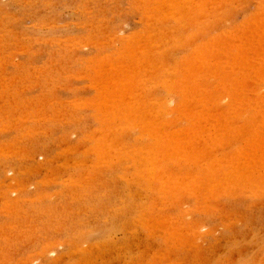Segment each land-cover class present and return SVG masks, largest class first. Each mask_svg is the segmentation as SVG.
<instances>
[{"label": "rangeland", "instance_id": "obj_1", "mask_svg": "<svg viewBox=\"0 0 264 264\" xmlns=\"http://www.w3.org/2000/svg\"><path fill=\"white\" fill-rule=\"evenodd\" d=\"M168 1H175V4L174 2L172 4ZM200 1L201 0H181L178 1V3L176 0H166V2H168L167 5L165 0H0V264H264V179H262L263 177L261 178V176L264 175V170H262L264 168V165H262L264 162L262 163V161L264 160H260L262 158H260L261 152L264 154V150L261 149L262 147L264 148V128H262V131L259 130L262 132V135H254V132H258L256 128L260 129V126L264 125V101L263 103H260L261 101H259L258 103V100L254 102V99L252 100L253 102L250 101V103L248 101L243 102V105H241L242 108L240 106L238 107V109L241 108L240 110L236 108L237 112H240L239 114L237 112V114H235V108L231 106L232 104L229 106L226 105L228 104L227 102L225 104V102L223 103V101L222 103L220 101H217L218 103H221L219 105L217 104V102H213V104L211 103V101H209L207 102L208 107L205 106L206 102L205 104L202 103L204 105L203 106L202 104H200L202 112L204 111L207 116L205 117L206 114L204 116H201V114H204L201 112L198 118L204 117L200 119L202 125L196 124L191 119V117H193V114H191V109H194L196 102L193 101V98H191L193 87L189 85H192L194 83L196 84L197 82L200 83L203 81L204 83H208V88L211 87L210 89L212 90H215L216 88L217 91L220 87L217 88L216 86H218L217 84L221 79L216 75H214L215 79L211 76L214 79L213 80L211 78L214 82H210V79L205 80L201 77L196 78L197 76L194 77V74L191 73V69H189L192 68L191 65L188 68L189 64H193L189 63L191 60L193 61L192 57H195V54L199 52L194 48H197V46H199L200 44V41H203L199 39V34H202L200 37H209V39L203 38L205 41V43L203 42L204 44L209 42V40L211 43V40H214L216 43V40H219V36L217 37L216 35L221 31V29L223 30V33L224 31L226 32L227 29H230L229 33L231 34H234V31L236 30L235 34L236 36H238L237 34H239L240 28H242L243 30L244 26L246 27V25L248 24L249 27L247 26V28L245 29L249 30L246 32L244 29L246 33H243L241 30L240 33L242 32V34H239V38L237 40H235L237 38H235V34L230 36L231 34L227 35L226 32V36H230L232 41L230 45H232L233 47V40L234 42H238V40L243 37L241 41H239L243 42L244 38H253L254 36V39L251 38L250 40H248L246 38L247 41H245V43L251 41L253 44L250 42L249 45H252V48L254 47V50L256 49L255 44L261 41L259 45H262L263 47L262 42L264 41V38H262L263 41L261 40V38L259 41L257 36L255 37V35H253V31H251L250 29L253 30L256 27V29L254 30L257 31L258 28H260L259 30L264 28V22L263 24H260L261 26L257 25L259 24V20H261V18V21H264V0H230V2L228 1L227 3L224 2L225 0H217L218 2L214 0L216 4L212 2L213 0H210L212 6L213 4L217 6H210L209 9L208 6L210 5V3H207V8L204 7L206 9L201 6L202 11L200 10V8H198V5H200ZM222 1L223 3L220 4V2ZM201 2L202 5L204 3V0H202ZM206 2H209V0ZM262 3L263 5H261ZM151 4L153 5L151 6ZM186 5L189 6L187 7ZM173 7H177L176 10ZM228 7L231 8L229 9ZM178 8L180 10H177ZM198 9L199 11H197ZM218 9H221L222 12L216 13ZM206 12V17H209L208 14L211 13H213L214 15L211 14V18L201 17V15H204L205 17ZM255 12L257 13V15ZM147 13L149 14V16ZM170 13H172L173 15H171ZM154 14L156 15L154 16ZM169 14L171 16H169ZM179 14L183 15L180 16ZM215 14H218L217 18ZM198 15L200 16L198 17ZM212 15L216 19L212 18ZM255 15L257 16L256 19ZM260 15L263 16L261 17ZM151 16L154 17L152 18ZM224 17L225 20H223ZM200 18H202V21ZM187 19H190L191 22H189L190 20ZM197 19L199 20L197 21ZM203 19H205L204 23ZM207 19L209 20V23L211 22L212 24H214L215 22L213 27L210 26L212 25L211 23L209 25V23L206 22L208 26L206 25L205 21ZM244 20H247L248 22L245 24L244 22L246 21ZM250 20L256 22H251ZM240 21L244 24L243 27H241L243 24H240ZM249 21L250 23H253V25L255 24V26L250 25ZM219 22L221 25L217 24ZM178 26L179 29L177 28ZM236 26L239 28L237 29ZM157 27L158 29H156ZM231 27H236V29L233 28L235 30L232 31ZM202 29L203 33L206 32L208 36L202 33ZM209 29H213V31L215 32H217V29L218 32L214 34L213 32L209 31ZM150 31H153L154 33H151ZM162 31L165 32L166 35H164ZM230 31H232L233 33ZM161 32L164 36H161L162 38H158V33ZM248 32H251L253 34H247ZM173 33H176L177 37L179 36L180 38L175 37L176 35ZM184 35L186 37H184ZM211 35L216 39H210ZM220 35V39L222 36L226 37L225 35H222L221 32ZM151 36L153 39L151 38ZM173 36L175 39L173 38ZM189 36L191 37V40ZM196 36L198 37L196 38ZM232 37L235 39H233ZM228 38L224 39H226L227 41ZM158 39H161L162 41H158ZM169 39H171V41ZM221 40L222 42L219 43V40L217 41L218 44H215L214 46L219 48V46L223 47L225 45L228 46L226 48L230 51V49H232V47H230L229 45L230 41L226 42L224 40L227 44L226 45L225 42H223V39ZM253 40L254 42L256 40L258 41L254 43ZM174 43L175 46H173ZM223 43L224 45H222ZM238 43L237 45H241L240 43ZM187 44H189L190 46L192 44L193 45L190 47ZM209 44L210 43H208V45ZM243 45H246L245 47L248 46L247 43ZM127 46L130 47L127 48ZM200 47L199 50H202L205 55L206 53H210V55L213 56V53H215L216 55V51H218L217 48L215 52L212 51L213 47L211 48L210 46H205L203 48ZM241 47L242 45L240 46V48ZM245 47H243L244 50L242 49V52L248 49V47ZM252 48L250 47V49H248L250 54L246 51V53H248V56H253V54L255 55L256 52H258V50L256 49L257 51H254L253 53L251 51ZM257 48L259 49L260 47L258 46ZM147 50L149 52H147ZM233 50H236L235 47ZM233 50H231L232 53ZM139 53L142 57L139 56ZM142 53L146 54L144 55ZM133 55H135L136 57H134ZM207 55L210 57L209 60L211 59L212 61H210L213 62L216 56L214 55V58H211L209 54ZM217 56H221V58H217H223L224 60V56L219 52ZM143 57H146L147 60L149 59V62L153 61L154 63H156L157 60V64H160V69L158 68L160 72L153 70L157 68L151 69L150 66L152 62L149 63L146 59L144 60ZM188 58H191V60H189ZM181 59L183 61L187 60V62H183ZM205 59H207V57H205ZM210 61H204V63H207V66L214 68L215 65L212 66L214 62L213 64H208V62ZM218 61L220 60H215V62ZM102 64L104 66H102ZM131 64H134L135 66ZM177 64L183 66L181 67ZM148 66L150 68H148ZM153 66L155 67L154 64L152 65V67ZM160 66H162L163 68L161 69ZM222 66H220L219 69H226L225 72H227V68L229 67L222 69ZM134 67L136 70H134ZM141 67H144L145 69L143 68V70L141 69ZM183 67L187 69L183 70ZM205 67L206 66L203 65L202 69H205ZM139 69L143 71V73L141 72L143 75L140 73ZM117 70L119 71V73H117ZM150 70L153 71L151 72ZM176 70L179 74L176 72ZM188 70L189 72H184ZM134 71L138 72V74L140 73V77L136 76L137 74L136 72L134 74ZM95 72H97L98 74ZM183 72L184 75L182 74L183 77H181V73ZM116 73L118 75H116ZM151 73L155 76H153ZM106 74L109 78H111L110 80L109 78H107ZM120 78L122 82L120 81ZM135 78H137L136 82H139L138 79L142 80V82L141 80L139 82V84L142 83L140 85L141 87L138 86V84L135 82ZM149 78H153L152 81L149 80ZM163 78L164 80L162 81L161 79ZM187 78H189V81L187 80ZM112 79L114 80L112 81ZM123 79H126V81H123ZM179 80L181 81L179 82ZM160 81L163 82L162 85L159 84ZM98 82L100 85L102 82V85L99 86ZM186 82H188L186 84L187 86L185 85ZM215 82L217 84L213 85V83ZM110 83H113L112 87ZM116 83L119 85H117ZM122 83L124 87H122ZM128 83H134L135 85L133 84V86H135L136 89L138 87V89L140 90L138 91L146 97H144V100L150 103H146L147 105H151L153 102L154 104L158 102L161 103L163 107V102L159 101H167L164 103H168V105H170V101V107H167V105L164 106L167 107V110L170 108H174L173 110L170 109L169 112L165 110L164 107H158V103V106L155 104L156 108H159V114L161 111L160 116L164 117L166 119V122L169 121L168 123H170V121L173 119L168 121L167 119H170L171 117L173 118L174 115H176L175 117H177L179 112L180 113L178 117H180V114H182L184 111L185 115H192L189 117L193 121V123L199 125V128L196 127L199 132L201 131L200 127L201 129L202 127H205L207 129V126H209L210 128L207 130H215V132L219 130L218 132L220 133L222 132L221 128L219 129V127L222 126L220 123H223V125H225V123H227L226 120H229V125L230 123H232V126L230 127L232 128L236 126V129L235 131H233V128H229L230 130L227 131L228 135L232 133L230 131H233L232 134H235L236 136L232 135L231 137L230 135L228 137L227 135L226 137L227 132L225 133V135L220 133L225 139H227L221 141L223 140L219 138V136L221 135L217 137V134H215L214 131V134L208 131L210 133L211 139H214L217 142L216 146L214 145L215 143L213 140L212 142L209 141L210 137L208 136L209 133L206 132V129L205 131H203L202 129V133L206 132L207 136L198 132L200 137L196 138V132L192 133L193 128L195 129V127H191L192 130H190V126H195V124H193L188 117V119H185V115L184 117L182 115V119L178 117L176 118L180 121L182 120V122L178 121L179 123L176 122L177 120L174 117V119L176 120L175 125L173 124V126L171 127L174 121H171V124H167L163 118L159 117L158 113H155L156 109L152 104L153 106H151L154 109V114H151H156V116L158 115V118L162 119L161 122L159 119V123H162V121H164L165 124H167V126L165 125L166 127L163 124L166 130L163 127V129L160 130V133L163 132L162 130L167 131V129L171 127V132L174 131L176 135L174 133H170L169 130V134H171L169 137L174 134L172 138H185L184 141H182L183 139H181L180 144H183L184 146V144L187 143V145H185L188 147V149H190V151L186 148V146H184L183 149L185 150L182 153L181 146H174L173 143L169 142L167 146H164V149H166L168 155L169 152H171L170 155L172 154L173 158L172 156L170 158L167 154L166 156L168 157L166 158L163 155L157 156L158 158H153L152 154H147L146 157H149L147 161L145 159V155L143 154V150L141 149H143V146L144 148L145 146H154V144L157 143L156 139L159 138L158 135H156L157 138L155 136H149V134L147 133L148 125L142 123L143 119L146 120L149 117V112L146 110L149 114L148 115L146 113H143L146 111L141 110L143 113V117L145 116L144 114L148 115L145 116L147 117L146 119L143 117L142 120L140 119L141 123L138 122L137 119L131 124H129L128 121L127 124V122H125V117L121 118V116H119V120L121 122L111 117L113 115V106L117 103L114 100L120 101V99H127V95H130L127 93L135 90L132 89L134 88L133 86L127 85ZM171 83H173V85ZM198 83L196 86H198ZM179 84H181L180 88H182V91L179 88ZM106 86L107 88H109L110 95L106 93L108 92L107 88L105 89L107 91H104L103 89ZM127 86L128 88L131 87L130 91L125 88ZM115 88L117 90L114 93L113 91L115 90ZM122 88H125L127 92L125 89V91L121 90ZM174 88H176V91L174 90ZM186 89L187 91H189V93L186 91ZM110 90H112V92H110ZM214 90L213 92H215ZM241 90L244 94L246 93V91L244 90L247 89L244 88L243 90V88H241ZM117 91L120 93L118 98H120L121 95L123 98L121 97L120 99H115L118 94ZM101 92H105V94H101ZM253 93L254 92L252 91H250L249 93L251 98L253 97ZM247 94L245 96H247ZM255 94L254 97L257 98ZM103 95L106 96L103 97ZM184 95L189 98L187 101L190 102H187V104L185 100L182 101V98L185 99ZM131 97L132 95L129 96V98ZM153 97L156 102L153 101ZM168 97L171 99H169ZM102 98L104 99V101H102ZM107 99L110 101V103ZM111 102L114 105H111ZM181 102L185 103L184 108L183 106H181ZM178 103L180 104L176 105ZM192 104L194 106H192ZM212 104L215 105V109ZM255 104L256 107L259 108V110L261 109V111L256 109V107L254 106ZM107 106L112 108L109 109ZM202 106L207 108L205 109ZM217 106H219V108ZM147 107L148 106H145L142 109H146ZM149 107L148 109H152ZM175 107H178V110H176ZM179 107H182V109L184 110L181 109V112L179 110ZM229 107L233 108V111H229ZM107 109L110 112H107ZM186 109H188V111ZM103 110L106 111L107 114H105ZM227 110L230 113L229 117L228 115H226L227 117L225 116V111ZM163 111H166L168 116H163ZM205 111H208V113ZM150 112L153 111L150 110ZM170 112L171 114H169ZM186 112L189 114H187ZM222 112H225V114ZM218 113H220L219 117L215 115ZM42 114H44L43 117ZM221 114H224L223 116H225V119L223 116L221 117ZM241 114L242 117L240 118ZM46 115L48 116V118ZM107 115H109V118L111 119H107ZM209 115L215 118L210 117ZM235 115L236 117H239L240 120L236 118ZM154 118L156 119L157 117L154 116ZM207 118L211 119L209 120L210 122L205 121ZM212 118L213 120L217 121L216 123L220 122L219 125H217L215 121L214 124L212 122ZM149 119L151 120V117H149ZM196 122L198 123L197 120ZM134 123L135 125L133 126L132 124ZM228 123L226 124V127L228 126ZM258 123L260 125H258ZM143 124L147 126V129L145 126H141ZM213 125L218 126V128H215L216 126L213 127ZM158 126H155V128L158 129ZM240 126L241 128L246 126L245 128L249 132L246 131L247 134L242 133L243 135L240 136L241 133L238 134L240 130H237V128H240ZM181 127L185 130H183ZM247 127L257 131H250V129H248ZM179 128L183 130V132ZM245 128L244 130H242L243 132L245 131ZM226 130H228V128ZM226 130H224V132ZM185 131L190 134H185ZM119 132L121 133L118 134ZM167 134L165 136H167ZM177 134H179L180 136H178ZM193 134L196 137H193V140H191L190 138H192ZM190 135L191 137L189 138ZM252 135H254V137ZM104 136L110 137H107V139L103 138ZM112 136L115 141L114 139H112ZM203 136H206L204 138L205 140L202 139ZM244 136L246 138H244ZM255 136H257L258 138H262L260 141H257L259 139L256 140L255 138L257 137ZM100 138L103 139V141L98 140ZM216 138H218L219 140H216ZM251 138L256 140L257 143L260 144L257 145V143L254 141L257 147H260L258 148L259 150H255V148L257 147H255L256 145L254 146L255 143H252L253 140ZM207 140L209 141L208 147H210L209 145H211L209 144L210 142L213 143V145L216 147L212 146L213 148L211 147L210 149L205 146ZM244 140H246L247 142H244ZM97 141L100 142L98 143ZM105 141L107 144L110 141L107 146ZM113 141L115 144L113 143ZM194 141H196L197 144H195ZM203 141L204 143H201ZM227 141L228 143H226ZM261 141L263 142V145ZM189 142L191 143L189 144ZM118 143L119 145H122V149H119L121 145L119 146ZM130 144H133L134 146H130ZM100 145H103L105 147ZM113 145L115 147L111 149L109 146ZM172 145L175 147V149L176 147L177 149L178 147H180L179 151L181 152L178 151L179 155H177L178 158H180L181 156H183V158H181L180 160L176 158L177 149L175 150ZM248 145L252 146L249 147ZM93 146L97 148H93ZM102 147L103 150L98 152L97 150H100V148ZM104 148L106 149V151H104ZM172 148L174 150H172ZM199 149H204L205 152H207L208 150V152L210 153H204V157L206 155L205 159L203 156L199 159L194 152L195 150ZM213 149H215L214 152ZM191 150H193L192 152H194L193 154H195V157H193ZM127 151H131L132 154L128 153ZM119 153L122 155H119ZM130 154L134 155L135 157L133 158V156H131ZM136 155H139L137 156V158L140 159H137ZM208 155L210 157H208ZM116 156L118 158H115ZM254 156L259 157V160L261 161L260 166H262L261 168L259 166L258 171H256L257 168L255 167L259 165L257 164L259 162H256L257 166H254V162H251L253 160L250 159ZM151 157L153 159H151ZM159 157H161L162 159H160ZM214 157H216L217 159H219V157L221 158L217 160L218 162H216ZM255 157V161H257V158ZM135 158L139 160L143 165L139 163ZM192 158L195 159L194 163L197 165L193 163ZM207 158L208 160L213 159L214 162L212 166L215 165L214 163L216 162L217 164L214 166V168L218 169V166H220L221 170H214V168L208 170V172H211V170H213L214 172L216 171V174L212 171L214 173V175L212 174L213 176L218 175L217 178L216 176L215 178L213 177L214 180L218 179L215 181V188L217 187L218 189L216 188L215 190V188H212L208 190V192H206V189L208 188L207 185H204V187L199 186L200 184L202 185V182L200 183V176H202L201 173L204 171L202 170V172H200V170L202 169L201 167H203L204 165L206 169L212 167H208V165H211L212 161L208 162ZM157 159L161 161L160 163L166 166L164 167L161 164L164 169H167L168 171L170 170V173L167 172V170L163 171L159 166L157 167H159L160 169H155L157 168L155 166V163L158 162L157 165H160L159 160ZM201 159L202 165L198 164L199 160L201 161ZM152 160H156L157 162L154 161L155 163H153ZM177 160L179 161V163L177 162ZM235 160L239 162L238 165L240 166L236 164ZM249 160L253 165L249 167L251 175L248 174L249 171L247 173V170L249 169L247 166L250 165L247 164V161ZM151 161L152 163H150ZM233 161L235 163H233ZM243 162L245 163L242 166L241 164ZM205 163L208 165H206ZM228 163L231 164L229 165ZM172 164H174V166H172ZM232 164H235L237 169L234 168L235 166ZM148 167H152L153 169L151 168L149 171ZM197 167H199V170L197 169ZM230 167L232 168V170L230 169ZM181 168L182 170H180ZM241 168L247 169H245L244 172ZM195 169H197V171ZM235 169L236 171L238 170L240 172H232ZM151 170H154L155 172ZM156 170L159 175V170L163 172L161 173V176H158V174H156ZM230 170L233 175L230 173ZM142 171H145L143 175ZM187 171H191V175L186 174ZM198 171L199 174H196V172ZM164 172L169 173L170 178L167 177L169 175ZM171 172L172 175L176 172L173 175L174 177L171 176ZM235 173L237 175H242V177L243 175H245V179H247L248 177L249 178L247 179V181H245L244 178L240 177L242 179L240 180V178H238ZM145 174H148L147 178H145ZM152 174H156L158 176V180L159 178H164V176L166 179L164 178L163 181L162 179H160L162 182L161 184L160 180L158 181L155 175L154 177H152ZM205 174L207 173L203 172V175ZM259 175L260 177H254ZM228 176L237 178L238 181H230L231 183L233 182V184H238H236V186L231 185L227 181L229 187L227 185V187H224L223 183L226 182L225 179ZM167 178L169 180H167ZM253 178H255L257 181L254 180V182H252ZM258 178H261L262 181H260ZM148 179H150L149 183L152 187H150ZM152 180L156 181V183L154 181L152 182ZM195 180H197V185L195 183ZM250 180L254 184H252ZM144 181H146L147 183ZM165 182H167L168 184H165ZM191 182L196 186L192 185ZM217 182L219 184H217ZM255 183H258V187ZM154 185H157L158 187ZM249 185L251 186V188H249ZM232 186L233 188L235 186L236 189L231 188ZM195 188L199 189V191ZM200 188H202L203 190H201ZM221 188L224 190H222ZM225 188H227L229 192L226 191L227 189ZM170 189H172L173 191ZM181 189L183 191H181ZM180 194L181 196H179ZM212 194L213 196H210ZM165 195L167 196L168 200L166 199Z\"/></svg>", "mask_w": 264, "mask_h": 264}, {"label": "bare ground", "instance_id": "obj_2", "mask_svg": "<svg viewBox=\"0 0 264 264\" xmlns=\"http://www.w3.org/2000/svg\"><path fill=\"white\" fill-rule=\"evenodd\" d=\"M176 1L178 2V1H181V0H176ZM182 1H183V0H182ZM201 1H202V0H201ZM201 1H200V5H198V8H200L201 11H202V7L204 8V7L208 6L207 3H208V4L210 3V5L208 6L209 9H210V6H211V7L217 6V5H215V4H216V2H218L217 0H216V2H215L214 0H213V1L211 0L212 2L215 3V4H213V6H212V5H211L212 3H211L210 0H209V2H206V1H208V0H206V1L204 0V3H203L202 5H201V3H202ZM228 1L230 2V0H225L224 2L227 3ZM235 1H236V0H235ZM157 2H158V1H157ZM160 2H161V1H160ZM165 2H166V0H165ZM168 2H169V1H168ZM168 2H166L167 5H168ZM173 2H174V4H175V1H171V2H169V3H172V4H173ZM178 3H179V2H178ZM190 3H191V1H190ZM190 3H189V4H190ZM222 3H223V1L220 2V4H222ZM147 4H148V2H147ZM156 4H157V3H156ZM160 4H161V3H160ZM180 4H181V3H180ZM187 4H188V3H187ZM193 4H194V3H193ZM205 4H206V5H205ZM220 4H219V5H220ZM224 4H225V3H224ZM224 4H223V5H224ZM145 5H146V4H145ZM152 5H153V4H151V6H152ZM169 5H170V4H169ZM182 5H183V4H182ZM182 5H181V6H182ZM190 5H191V4H190ZM203 5H204V6H203ZM261 5H263V3H262ZM148 6H149V5H148ZM154 6H155V5H154ZM165 6H166V5H165ZM171 6H173V5H171ZM176 6H177V5H176ZM178 6H179V5H178ZM186 6H187V5H186ZM188 6H189V5H188ZM188 6H187V7H188ZM199 6H200V7H199ZM201 6H202V7H201ZM258 6H259V5H258ZM144 7H145V6H144ZM187 7H186V8H187ZM260 7H261V6H260ZM168 8H169V7H168ZM173 8H174V7H173ZM176 8H177V7H176ZM176 8H174V9L176 10ZM179 8H182V7H179ZM179 8H178L177 10H180ZM191 8H192V7H191ZM193 8H194V6H193ZM195 8H197V7H195ZM206 8H207V7H206ZM206 8H204V9H206ZM228 8H229V7H228ZM230 8H231V7H230ZM230 8H229V9H230ZM261 8H262V7H261ZM263 8H264V7H263ZM145 9H146V8H145ZM151 9H152V8H151ZM154 9H156V8H154ZM170 9H172V8H170ZM187 9H188V8H187ZM148 10H149V9H148ZM160 10H162V9H160ZM168 10H169V9H168ZM185 10H186V9H185ZM151 11H152V10H151ZM155 11H156V10H155ZM166 11H167V10H166ZM197 11H199V9H198ZM231 11H232V10H231ZM260 11H262V10H260ZM164 12H165V11H164ZM174 12H175V11H174ZM176 12H177V11H176ZM194 12H195V11H194ZM215 12H216V10H215ZM215 12H214V13H215ZM221 12H222L221 9H218L216 13H221ZM151 13H153V12H151ZM162 13H163V11H162ZM178 13H180V12H178ZM178 13H177V14H178ZM181 13H182V12H181ZM195 13H196V12H195ZM223 13H224V12H223ZM223 13H222V14H223ZM255 13H256V12H255ZM259 13H260V12H259ZM259 13H258V14H259ZM144 14H145V13H144ZM147 14H148V13H147ZM157 14H158V12H157ZM159 14H160V13H159ZM164 14H165V13H164ZM170 14L173 15L172 13H170ZM170 14H169V16H171ZM177 14H176V16H177ZM211 14H213V13H211ZM211 14H208L210 18H211V16H210ZM150 15H151V14H150ZM155 15H156V14H154V16H155ZM179 15H180V14H179ZM182 15H183V14H182ZM182 15H180V16H182ZM213 15H214V14H213ZM213 15H212V18L216 19L218 14H215V15H216V18L213 17ZM256 15H257V13H256ZM256 15H255V16H256ZM263 15H264V13H263ZM263 15H262V16H263ZM145 16H146V15H145ZM148 16H149V14H148ZM154 16H153V17H154ZM164 16H165V15H164ZM176 16H175V18H176ZM199 16H200V15H198V17H199ZM206 16H207V12L205 13V17H204V15H201V17H203V18H209V17H206ZM223 16H224V15H223ZM230 16H231V15H230ZM255 16H254V17H255ZM260 16H261V15H260ZM262 16H261V17H262ZM151 17H152V16H151ZM153 17H152V18H153ZM159 17H160V16H159ZM185 17H186V16H185ZM188 17H189V16H188ZM227 17H228V16H227ZM254 17H253V18H254ZM148 18H150V17H148ZM152 18H151V19H152ZM160 18H161V17H160ZM167 18H168V17H167ZM189 18H190V17H189ZM196 18H197V17H196ZM250 18H251V17H250ZM253 18H252V19H253ZM256 18H257V16L255 17V19H256ZM259 18H260V17H259ZM263 18H264V17H263ZM171 19H172V18H171ZM177 19H178V18H177ZM184 19H185V18H184ZM184 19H183V20H184ZM200 19H201V21H202V18H200ZM214 19H212V20H214ZM233 19H234V18H233ZM147 20H148V19H147ZM153 20H154V19H153ZM163 20H164V19H163ZM185 20H186V19H185ZM187 20H190V19H187ZM198 20H199V19H197V21H198ZM204 20H205V19H203V23H204ZM207 20H208V19H207ZM207 20L205 21V23H206V22L209 23V20H208V21H207ZM218 20H219V18H218ZM223 20H225V17H224ZM247 20H248V19H247ZM247 20H244V21H246V22H244V21H243V22L246 24V23L248 22ZM261 20H262V18H261ZM261 20H259L260 22H259V24H257V25L261 26L260 24H263L264 21H261ZM263 20H264V19H263ZM139 21H140V20H139ZM179 21H180V19H179ZM195 21H196V20H195ZM215 21H216V20H215ZM221 21H222V20H221ZM250 21H251V20H250ZM250 21H249V24H250V25H253V23H250ZM252 21H253V20H252ZM252 21H251V22H252ZM189 22H191V20H190ZM253 22H256V21H253ZM257 22H258V19H257ZM147 23H148V22H147ZM207 23H206V25L208 26ZM210 23H211V22H210ZM210 23H209V25H210ZM239 23H240V24H243L241 21H240ZM239 23H238V24H239ZM149 24H150V23H149ZM182 24H183V23H182ZM189 24H190V23H189ZM192 24H195V23H192ZM192 24H191V25H192ZM211 24H212V23H211ZM214 24H215V22H214ZM214 24H212V25H210V26L213 27ZM217 24L219 25L220 22L217 23ZM79 25H80V24H79ZM150 25H151V24H150ZM202 25H203V24H202ZM206 25H205V26H206ZM220 25H221V24H220ZM236 25H237V24H236ZM184 26H185V25H184ZM199 26H200V25H199ZM205 26H204V28H205ZM207 26H206V27H207ZM243 26H244V24H243L241 27H243ZM247 26H248V24L246 25V27L244 26L243 30H242V28H240V31L242 30L243 33H244L245 31L247 32V31L249 30V29H245V28H247ZM253 26H255V24H254ZM259 26H258V27H259ZM262 26H263V25H262ZM236 27H237V26H236ZM236 27H233V28L236 29ZM248 27H249V26H248ZM263 27H264V26H263ZM161 28H162V27H161ZM161 28H160V29H161ZM177 28L179 29V26H178ZM233 28L231 27V30H232V31L235 30V29H233ZM238 28H239V27H237V29H238ZM153 29H154V28H153ZM156 29H158V27H157ZM206 29H207V28H206ZM213 29H214V28H213ZM213 29H212V30L209 29V31L213 32L214 34L218 32L217 29H216L217 32L213 31ZM218 29H219V28H218ZM244 29H245V31H244ZM254 29H256V27H255ZM254 29H253V30L250 29L251 31H253L254 34L251 33V32H250V33L253 34V35H255V37L257 36V38L259 39V41H260V38H261V40L263 41L262 38H264V34H263V33H264V28H262L261 30H259L260 28H258L259 31H258V30L256 31V30H254ZM151 30H152V29H151ZM170 30H171V29H170ZM227 30H228V29H227ZM227 30H226L227 35H230V34H231V33H229V30H230V29H229L228 31H227ZM140 31H141V30H140ZM148 31H149V30H148ZM160 31H161V30H160ZM198 31H199V30H198ZM201 31H202V33H203V29H202ZM207 31H208V30H207ZM232 31H230V32H232ZM235 31H236V30H235ZM235 31H234V34L236 33ZM240 31H239V34H242V32L240 33ZM135 32H136V31H135ZM141 32H142V31H141ZM145 32H147V31H145ZM150 32L152 33L153 31H150ZM158 32H159V31H158ZM162 32H163V31H162ZM162 32H161V33H158V34H159V37H158V38H162L164 35H166L165 32H163L164 35H163ZM196 32H197V31H196ZM196 32H195V33H196ZM204 32H205V31H204ZM220 32H221L222 35H225V36H226V32H225V31H224V33H223V30L221 29ZM220 32H218L217 35H216L217 37L219 36V40H220V41H219V40H216V43H215L214 40H211L212 43H214V44H212V43L210 42V40H209V42L206 43L207 45L204 44V43H205L204 39H205V38H206V39H209V37H205V36L200 37L202 34H199V39H201V40H203V41H200V40H199V41H200V44L202 43V44H201V47H200V44H199V46H197V48H194V49H195V50L197 49V51L200 52V51H202V50H199V47H200V48H203V47H205V46H210L211 48L213 47V50H212V51L215 52V51H216V48H217V49H218V51H216L217 54L215 55V53H213V54L216 56L215 58H217V57H220V58H221V56H217V55H218V52H219L221 55L224 56V60H223V58H222V59H220V58L215 59V58L213 57L214 55L212 54L213 56H211L210 53H206V55H205L203 51L200 52V53H199V52H198V53L195 52V53H196V54L194 53V54H195V57H194V56L192 57L193 61L191 60V58H190V59L188 58L189 60L192 61V62H191V61L189 62V60H188V62H189V63H193V64H189V63H188V64H189L188 68H189L190 65H191L192 68H189V69H191V73L194 74V75H193L194 77H195V76H197L196 78L201 77L202 79H205V80H206V79H210V80H209L210 82H212V81L215 79V78H214V75L218 76V78L221 79V80L218 79V80H220V81L218 82V84L216 83L218 80H217L215 83H213V85H215V84L218 85V86H216L217 88L220 87L217 91H216V88L213 87V88H215V90H214V89H213V90H214L215 92H217V93L213 92V90L210 89L211 87L208 88V83H207V82L204 83V82L202 81L204 84H203L202 82H200V83L197 82V83H198V86H196L197 83H196V84L194 83V84H192V85H189V84H188L189 86H192V87H193V88H192L191 98H193V101L196 102V105L194 106V105H193L194 103L192 104V106H194V109H193V110L191 109V111H192L191 114H193V117H194V116H196V117H194V119H193V117H191V119H192L196 124H201V122H200L201 120H200V119L204 118V117H202V118H198V116H200V114H201V112H202V108H201V105H200V104H202V103L205 104V102H206V105H205V106L208 107L207 102H209V101H211V103H213V102H217V101H220V102L222 103V101H223V103L225 102V104H226V102H227L228 104H226V105L229 106V105L232 104L231 106H232L233 108H235V109H234V113H235V114H237V113L239 114L240 112H237V109H238L239 106L242 108L241 105H243V104H242L243 102H245V101L247 102V101H248V102L250 103V101H252V100H254V99H255L254 102H256V101L258 100V103H259V101H261L260 103H263V101H264V41L262 42V43H263V47H262V45H259V43H261V41H260L259 43H258V42L256 43V41H258V40H256L255 42H254V40H253V42L256 43L255 45H256V46L258 45L260 48L258 49V48H257L258 46H257V47L255 46V48L258 50V52H256L255 55L253 54V56H250V55L248 56V53L250 54V52H249L248 49H250V47L252 48V45H249L251 41H250V42H246V43L248 44V46H247L248 49H246V51H247L248 53H246V51L242 52V49L244 50L243 47L246 46V45L244 46L243 44H246L245 41H247V39L250 40L252 37L250 38V37L248 36L249 38H247V37H246L247 39L244 38V39H243V42H244V43H243V42H239V41H241V39H242L243 37L240 38V39L238 40V42L242 45V47L240 48L241 45H237L238 42H234V40H233V39H235L236 37H237V38H236L235 40H237V39L239 38V37H238L239 34H237L238 36H236V34H235V35H234V34H231V35H230V36H232V35L235 36V38L232 37V38H233V39H232V40H233V43H232V44H233V47H232V45H230L231 42H232L230 36H228L229 38H228L227 36H226V37H223V36H222L221 39H223V42L226 41V39H224V38H228V40H227L226 42L230 41L229 45H230V47H232V49H230V51H229V49L226 48V47H228V46H225L224 43L222 44V45H224L223 47H222V46H219V48H218V47H215V46H214L215 44H218L217 41H219V43L222 42V40L220 39V36H221V35H220ZM246 32H245V33H246ZM258 32H259V33H258ZM260 32H261V33H260ZM153 33H154V32H153ZM193 33H194V32H193ZM232 33H233V32H232ZM250 33L248 32L247 34H250ZM130 34H131V33H130ZM149 34H150V33H149ZM160 34H162V35H160ZM169 34H170V33H169ZM173 34L176 35V33H173ZM203 34H205L206 36H208L206 32L203 33ZM247 34H246V36H247ZM262 34H263V36H262ZM113 35H114V33H113ZM115 35H116V34H115ZM131 35H132V34H131ZM146 35H147V34H146ZM193 35H194V34H193ZM195 35H196V34H195ZM244 35H245V34H244ZM152 36H153V34H152ZM152 36H151V38H152ZM161 36H162V37H161ZM181 36H182V35H181ZM240 36H241V35H240ZM242 36H243V35H242ZM250 36H252V35H250ZM119 37H120V36H119ZM175 37H177V35H176ZM178 37H179V36H178ZM178 37H177V38H178ZM184 37H186V36L184 35ZM184 37H183V38H184ZM194 37H195V36H194ZM197 37H198V36H196V38H197ZM212 37H214V36L211 35L210 39H216L215 37H214V38H212ZM63 38H64V37H63ZM141 38H142V37H141ZM171 38H172V37H171ZM173 38H174V36H173ZM179 38H180V37H179ZM189 38H190V40H191V37H190V36H189ZM203 38H204V39H203ZM124 39H125V38H124ZM136 39H137V38H136ZM152 39H153V38H152ZM174 39H175V38H174ZM252 39H254V36H253ZM148 40H149V39H148ZM159 40H161V39H158V41H159ZM169 40L171 41V39H169ZM177 40H178V39H177ZM185 40H186V39H185ZM194 40H195V39H194ZM224 40H225V41H224ZM72 41H73V39H72ZM82 41H83V40H82ZM142 41H143V40H142ZM149 41H150V40H149ZM161 41H162V40H161ZM181 41H182V39H181ZM183 41H184V40H183ZM187 41H189V40H187ZM199 41H198V42H199ZM91 42H92V41H91ZM93 42H94V41H93ZM111 42H112V41H111ZM146 42H147V41H146ZM168 42H169V41H168ZM172 42H173V41H172ZM172 42H171V44H172ZM189 42H191V41H189ZM203 42H204V43H203ZM226 42H225V44H226ZM89 43H90V42H89ZM134 43H136V42H134ZM137 43H138V42H137ZM147 43H148V42H147ZM150 43H152V42H150ZM169 43H170V42H169ZM194 43H195V41H194ZM208 43H210L212 46H211L210 44L208 45ZM239 43H238V44H239ZM251 43H252V42H251ZM132 44H133V43H132ZM177 44H178V43H177ZM184 44H186V43H184ZM252 44H253V43H252ZM129 45H130V44H129ZM149 45H151V44H149ZM187 45H189V44H187ZM187 45H186V46H187ZM192 45H193V44H192ZM192 45H191V46H192ZM203 45H204V46H203ZM226 45H227V44H226ZM235 45H237V46H235ZM152 46H153V45H152ZM159 46H160V45H159ZM173 46H175V43H174ZM177 46H178V45H177ZM184 46H185V45H184ZM189 46H190V45H189ZM191 46H190V47H191ZM80 47H81V46H80ZM128 47H130V46H127V48H128ZM155 47H156V46H155ZM190 47H189V48H190ZM214 47H215V48H214ZM220 47H221V48H220ZM224 47H225V48H224ZM234 47H235V49H236L235 51L233 50ZM247 47H245V48H247ZM261 47H262V49H261ZM75 48H76V47H75ZM101 48H102V47H101ZM131 48H132V47H131ZM145 48H146V47H145ZM192 48H193V47H192ZM253 48H254V47H253ZM253 48H252L251 51L254 53V51H257V50H256V49L253 50ZM139 49H141V48H139ZM148 49H149V47H148ZM152 49H153V48H152ZM159 49H160V48H159ZM167 49H168V48H167ZM205 49H206V48H205ZM240 49H241V50H240ZM260 49H261V50H260ZM144 50H145V49H144ZM231 50H233V53L231 52ZM259 50H260V51H259ZM134 51H135V50H134ZM138 51H139V50H138ZM151 51H152V50H151ZM162 51H163V50H162ZM205 51H206V50H205ZM147 52H149V51L147 50ZM158 52H159V51H158ZM206 52H207V51H206ZM234 52H235V53H234ZM236 52H237V53H236ZM116 53H117V52H116ZM140 53H141V52H140ZM140 53H139V54H140ZM189 53H190V52H189ZM136 54H137V53H136ZM142 54L145 55L146 53H142ZM147 54H148V53H147ZM207 54H209V55L211 56V58H212V57L214 58V61H213L214 64H213V62H211V61H212L211 59H210L211 61L209 60L210 57H209ZM131 55H132V54H131ZM131 55H129V56H131ZM148 55H149V54H148ZM148 55H147V56H148ZM133 56L136 57L135 55H133ZM137 56H138V55H137ZM139 56H141V54H140ZM190 56H191V55H190ZM199 56H200V57H199ZM201 56H202V57H201ZM104 57H105V56H104ZM141 57H142V56H141ZM205 57H207V59H205ZM143 58H144V57H143ZM96 59H97V58H96ZM104 59H105V58H104ZM107 59H108V58H107ZM131 59H132V58H131ZM141 59H142V58H141ZM145 59H146V57L144 58V60H145ZM151 59H152V58H151ZM151 59H150V60H151ZM155 59H156V58H155ZM158 59H159V58H158ZM184 59H185V58H184ZM186 59H187V58H186ZM204 59H205V60H204ZM98 60H99V59H98ZM111 60H112V59H111ZM138 60H139V59H138ZM146 60H147V59H146ZM148 60H149V59H148ZM148 60H147V61H148ZM181 60H182V59H181ZM206 60H207V61H210V62H208V64H209V63H212V64H213L212 66L215 65V67H214V68H211V67L207 66V65H206L207 63H204V61L207 62ZM215 60H216V61H217V60H220V61L215 62ZM225 60H226V61H225ZM95 61H96V60H95ZM95 61H94V62H95ZM135 61H136V60H135ZM142 61H143V60H142ZM142 61H141V62H142ZM159 61H160V60H159ZM182 61H183V60H182ZM184 61L187 62V60H184ZM184 61H183V62H184ZM202 61H203V64H202ZM223 61H224V62H223ZM98 62H99V61H98ZM98 62H96V63H98ZM108 62H109V61H108ZM132 62H133V61H132ZM144 62H146V61H144ZM148 62H149V61H148ZM151 62H152V63H151ZM151 62H149V63H151V66H150L151 69H152V68H157V69H153V70H156V71L160 72V71L158 70L160 64H157V60H156V63H154L153 61H151ZM162 62H163V61H162ZM116 63H117V62H116ZM135 63H136V62H135ZM137 63H138V62H137ZM142 64H143V63H142ZM153 64L155 65V67H154V66L152 67ZM156 64H157L158 66H157ZM166 64H167V63H166ZM181 64H182V63H181ZM131 65H134V64H131ZM138 65H139V64H138ZM144 65H145V64H144ZM161 65H162V64H161ZM163 65H164V64H163ZM177 65H178V66H181L180 64H177ZM203 65L206 66L205 69H202ZM222 65H223V66H222ZM224 65H225V67H224ZM102 66H104V65L102 64ZM109 66H110V64H109ZM134 66H135V65H134ZM156 66H157V67H156ZM178 66H176V67H178ZM182 66H183V65H182ZM182 66H181V67H182ZM200 66H201V67H200ZM220 66L223 67L222 69H224V68H226V67H229V68H227V72H225L226 69L221 70V68L219 69ZM91 67H92V66H91ZM97 67H99V66H97ZM113 67H114V66H113ZM117 67H118V66H117ZM150 67L148 66V68H150ZM160 67H161V69L163 68L162 66H160ZM181 67H179V68H181ZM103 68H104V67H103ZM115 68H116V67H115ZM115 68H114V69H115ZM137 68H138V67H137ZM139 68H140V66H139ZM143 68H144V67H143ZM143 68L141 67V69H143ZM165 68H166V66H165ZM217 68H218V69H217ZM93 69H94V68H93ZM100 69H101V68H100ZM144 69H145V68H144ZM144 69H143V70H144ZM159 69H160V68H159ZM175 69H176V68H175ZM186 69H187V68H186ZM186 69H185V67H183V70H186ZM134 70H136L135 67H134ZM153 70H150V71L152 72ZM167 70H168V69H167ZM177 70H178V69H177ZM177 70H176V72H177ZM179 70H180V69H179ZM219 70H220V71H219ZM98 71H100V70H98ZM98 71H97V72H98ZM113 71H114V70H113ZM115 71H116V70H115ZM117 71H118V70H117ZM139 71H140V73H141V72L143 73L142 70L139 69ZM156 71H155V72H156ZM228 71H229V72H228ZM97 72H95V73H97ZM101 72H102V70H101ZM120 72H121V71H120ZM135 72H136V71H134L133 73L135 74ZM155 72H153V73H155ZM165 72H166V71H165ZM179 72H180V71H179ZM184 72L187 73V72H189V70H188V71H184ZM184 72L181 73V77H183L182 74L184 75ZM93 73H94V72H93ZM98 73H99V72H98ZM98 73H97V74H98ZM107 73H108V72H107ZM117 73H119V71H118ZM117 73H116V75H118ZM140 73L138 74V72H136V74H137L136 76H139V75L142 74V73H141V74H140ZM146 73H147V72H146ZM156 73H157V72H156ZM169 73H170V72H169ZM177 73H178V72H177ZM177 73H176V74H177ZM80 74H81V73H80ZM100 74H101V73H100ZM112 74H113V73H112ZM151 74H152V73H151ZM151 74H150V76H151ZM165 74H166V73H165ZM165 74H164V75H165ZM178 74H179V73H178ZM90 75H91V74H90ZM104 75H105V70H104ZM106 75H107V74H106ZM110 75H111V74H110ZM110 75H109V76H110ZM142 75H143V74H142ZM145 75H146V74H145ZM152 75H153V74H152ZM161 75H163V74H161ZM161 75H160V76H161ZM188 75H189V74H188ZM188 75H187V76H188ZM93 76H94V75H93ZM153 76H155V75H153ZM153 76H152V77H153ZM169 76H170V75H169ZM171 76H172V74H171ZM171 76H170V77H171ZM175 76H176V75H175ZM191 76H192V75H191ZM211 76H212L214 79H213ZM111 77H112V76H111ZM121 77H122V75H121ZM139 77H140V76H139ZM142 77H143V76H142ZM142 77H141V78H142ZM145 77H146V76H145ZM162 77H163V76H162ZM162 77H161V78H162ZM167 77H168V76H167ZM189 77H190V76H189ZM107 78H109L108 75H107ZM115 78H116V77H115ZM117 78H118V76H117ZM117 78H116V79H117ZM150 78H151V77H150ZM150 78H149V80L152 81L153 78H152V79H150ZM154 78H155V77H154ZM158 78H160V77H158ZM179 78H180V77H179ZM185 78H186V77H185ZM192 78H193V77H192ZM196 78H195V79H196ZM211 78H212L213 80H212ZM100 79H101V78H100ZM110 79H111V78H109V80H110ZM135 79H136V80H135V82H136V81H137V78H135ZM168 79H170V78H168ZM174 79H175V78H174ZM176 79H177V78H176ZM180 79H181V78H180ZM188 79H189V78H187V80H188ZM103 80H104V79H103ZM113 80H114V79H112V81H113ZM124 80L126 81V79H123V81H124ZM128 80H129V79H128ZM128 80H127V81H128ZM140 80H141V79H140ZM140 80L138 79L139 82H140ZM159 80H160V79H159ZM161 80L163 81L164 78L161 79ZM183 80H184V79H183ZM187 80H185V81H187ZM190 80H191V79H190ZM92 81H93V80H92ZM96 81H98V80H96ZM120 81L122 82L121 78H120ZM131 81H132V80H131ZM131 81H130V82H131ZM156 81H158V80H156ZM162 81H160L159 84L162 85V84H163ZM165 81H166V80H165ZM180 81H181V80H179V82H180ZM188 81H189V80H188ZM199 81H201V80H199ZM99 82H100V81H99ZM99 82H98V84H99ZM102 82H103V81H102ZM102 82H101V85H102ZM106 82H107V81H106ZM116 82H117V80H116ZM133 82H134V81H133ZM139 82H136V83L138 84V86H140V85L142 84V83L139 84ZM141 82H142V80H141ZM145 82H147V81H145ZM148 82H149V81H148ZM171 82H172V80H171ZM173 82H174V81H173ZM177 82H178V80H177ZM183 82H184V81H183ZM192 82H193V81H192ZM195 82H196V81H195ZM213 82H214V81H213ZM118 83H119V82H118ZM156 83H157V82H156ZM167 83H169V82H167ZM167 83H165V84H167ZM187 83H188V82H186L185 85H186ZM201 83H202V84H201ZM110 84H111V83H110ZM112 84H113V83H112ZM112 84H111V87L113 86ZM116 84H117V83H116ZM124 84H125V83H124ZM131 84H132V85H131ZM131 84L128 83L127 85H129V86H133L134 83H131ZM153 84H154V83H153ZM171 84L173 85V83H171ZM205 84H206V85H205ZM101 85L99 84V86H101ZM117 85H119V84H117ZM117 85H116V86H117ZM120 85H121V84H120ZM122 85H123V83H122ZM134 85H135V84H134ZM148 85H149V83H148ZM155 85H156V84H155ZM157 85H158V84H157ZM161 85H159V86H161ZM169 85H170V84H169ZM180 85H181V84H179V88H180ZM182 85H183V83H182ZM185 85H184V86H185ZM103 86H104V85H103ZM186 86H187V85H186ZM241 86H244V87H241ZM109 87H110V86H109ZM111 87H110V88H111ZM118 87H119V86H118ZM122 87H124V85H123ZM133 87H134V88H132V89H135V90H132V89H131V90H132L131 92H129L131 87H130V88H128V86L125 87L126 89L129 90V91H128L129 93H127V94H130L129 96L132 95L131 98H129V96L126 94V95H127V99H120V98L122 97V95H121L120 98H118V96H119L120 93L117 91L118 94H117V97H116L115 99H120V101L114 100V101L117 102L115 105L112 104V102H111V105H114V106H115V108H114V106H113V111H112V112H113V115L110 113V114L112 115L111 117H113V118L116 119V120H119V116H121V118H124V117H125V122H127V124H128V121H129V124H131L132 122H134V121L137 120V119H138V122H140L143 118H145V119L147 118V117H145V116H148L149 114L152 115V116L149 115V117H151V120H150L149 117H148L146 120L143 119V120H142V123H145L146 125H148L147 133L149 134V136L151 135V137H152V136H155V137H156V135H158L159 138L156 137V138H157V139H156L157 143H155L154 146H152V145L149 146V147H148V146H147V147L145 146V148H144V146H143V149H141V150H143V154L145 155V159H146L147 161H148V158H149V157H146L147 154H150V155L152 154V157H153V158H155V157L158 158L157 156H159V155H163L165 158L168 157V156L171 158V156H172V154L170 155L171 152H169V155H168V153L166 152V149H164V146H167V144H169V142L173 143L174 146H177V145L181 146V147H182L181 150H182V153H183V151L185 150V149H183V147L187 145V143H185L186 141L184 142L186 145L184 144V146H183V144H180V143H181V139H183V138H182V137H181V139H180L179 137H177V139H176V137H175V138H174V137L172 138V136H173L175 133H174V131L171 132V130H170L171 127L173 126V124L175 125V121H176V120H177L176 122L180 121L179 119H176V118L179 116V113H180V112L178 111L179 113H178V116H177V117H175L176 115H174V117H175L176 120L174 119V117H173V118H172V117H171V118L169 117L170 119H167V121L173 119V120H171V121H172V122L174 121V122L172 123L171 127H169V128L167 129V131H165V130H166L165 127L167 126V124H171V121H170V123H168L169 121L166 122V119H165L164 117H161V116H160L161 111H160V114H159V113H158V112H159V111H158V110H159L158 107L163 108V107L166 106V105H167V107H170V105H171L170 101L168 100L170 105H168V103H167V104L164 103V102H167V101H164V100H163V101H159V102H163V107H162V104H161V103H158V102H157L159 106L157 105V103H155V104L158 106L157 108H156V105L154 104V102H153V103L151 102V103L155 106V109L157 110V112H156V110H155V113H158V114H159V117H160V118H163L164 121H165L167 124H165L164 121H162V123H159V119H160V118H158V115H157V116H156V114L153 115V114H154V109L152 108L153 105L151 104V105H152V106H151V105H147V104H146V103H148V101L144 100V97H145V96H143V94H141V92H139L140 90L138 89L137 85H136L137 89L135 88V86H133ZM140 87H141V86H140ZM143 87H144V86H143ZM106 88H107V86L103 88L104 91H107V90H105ZM119 88H120V87H119ZM125 88H122L121 90L125 91V90H126ZM145 88H146V86H145ZM241 88H243V90H244V88L247 89V90H244V91H246V93L243 94ZM107 89H108V92H106V93H108V95H110V94H109V88H107ZM124 89H125V90H124ZM150 89H151V88H150ZM168 89H169V88H168ZM170 89H171V88H170ZM172 89H173V88H172ZM175 89H176V88H174V90H175ZM180 89H181V91H182V88H180ZM188 89H189V87H188ZM116 90H117V89L115 88V90H114L113 92L115 93ZM138 90H139V91H138ZM190 90H191V89H190ZM253 90H254V91H253ZM98 91H100V90H98ZM123 91H122V93H123ZM175 91H176V90H175ZM179 91H180V90H179ZM181 91H180V92H181ZM184 91H185V90H184ZM186 91H187V89H186ZM244 91H243V92H244ZM250 91L254 92V93L252 94L253 97H254V94L256 93L255 96H256L257 98H255V97H254V98H253V97L251 98V96H250V94H249ZM110 92H112V90H110ZM126 92H127V90H126ZM126 92H124V93H126ZM187 92L189 93V91H187ZM247 92H248V94H247ZM102 93L105 94V92H101V94H102ZM142 93H143V92H142ZM215 94H216V95H215ZM246 94H247V96H245ZM144 95H145V94H144ZM97 96H98V95H97ZM104 96H106V95H103V97H104ZM181 96H182V94H181ZM184 96H185V95H184ZM184 96H183V97H184ZM249 96H250V98H249ZM101 97H102V96H101ZM124 97H125V95H124ZM149 97H150V96H149ZM149 97H148V98H149ZM99 98H100V97H99ZM110 98H111V97H110ZM122 98H123V97H122ZM145 98H146V97H145ZM164 98H165V97H164ZM168 98H169V97H168ZM168 98H167V99H168ZM93 99H94V98H93ZM113 99H114V96H113ZM165 99H166V98H165ZM169 99H171V98H169ZM188 99H189V98H187V96H185V99L182 98V101L185 100V102H186V104H187V102H190V101H187ZM56 100H57V99H56ZM107 100H108V99H107ZM107 100H105V101H107ZM110 100H111V99H110ZM149 100H150V99H149ZM157 100H158V99H157ZM160 100H162V99H160ZM172 100H173V99H172ZM212 100H213V101H212ZM49 101H50V100H49ZM57 101H58V100H57ZM66 101H67V100H66ZM95 101H97V100H95ZM100 101H101V100H100ZM102 101H104L103 98H102ZM108 101H109V100H108ZM153 101L156 102V100L154 99V97H153ZM172 102H173V101H172ZM191 102H192V101H191ZM220 102H219V103L217 102V104L220 105V104H221ZM252 102H253V101H252ZM74 103H75V102H74ZM98 103H99V102H98ZM109 103H110V101H109ZM113 103H114V102H113ZM96 104H97V103H96ZM148 104H150V103H148ZM164 104H165V105H164ZM179 104H180V103H178V104H176V105H179ZM213 104H214V103H213ZM213 104H212V105H213ZM233 104H234V105H233ZM256 104H257V103H256ZM256 104L254 105L255 107H256ZM75 105H76V104H75ZM98 105H99V104H98ZM98 105H97V106H98ZM184 105H185V103H182V102H181V106H183V108L185 107ZM202 105H203V104H202ZM210 105H211V104H210ZM95 106H96V105H95ZM145 106H148V107L150 106L149 108H152L153 110H152V109H148V107H147L146 109H142V108H144ZM172 106H173V105H172ZM203 106H204V105H203ZM203 106H202V107H203ZM223 106H224V105H223ZM231 106H230V107H231ZM251 106H252V105H251ZM263 106H264V105H263ZM36 107H37V106H36ZM107 107H108V106H107ZM167 107H164L165 110H167ZM207 107H206V108H207ZM213 107H214V109L216 108L215 105H213ZM217 107L219 108V106H217ZM225 107H226V106H225ZM225 107H224V108H225ZM230 107L228 108V110H229V111H233V108H230ZM258 107H259V105H258ZM108 108L110 109V108H112V107H108ZM172 108H173V107H172ZM203 108H205V107H203ZM206 108H205V109H206ZM236 108H237V109H236ZM241 108H239L238 110H240ZM103 109H104V108H103ZM170 109H171V108H170ZM170 109H168L167 111L169 112ZM173 109H174V108H173ZM173 109H171V110H173ZM175 109L178 110V107H177V108L175 107ZM181 109H182V107H179V110H180V111H181ZM205 109H204V110H205ZM210 109H211V107H210ZM210 109H209V110H210ZM251 109H252V108H251ZM256 109L259 110V108H257V107H256ZM141 110H143V111H146V110H147V111L149 112V114L147 113V111H146V112H143V113L148 114V115L144 114L145 116L143 117V116H142L143 113H142ZM150 110L153 111V112H150ZM162 110H163V109H162ZM182 110H184V109H182ZM186 110L188 111V109H186ZM209 110H208V111H209ZM216 110H217V109H216ZM219 110H220V109H219ZM228 110L225 111L226 114H225V112H222V113H224L225 116L228 115V117H229V116H230V113H229ZM28 111H29V110H28ZM35 111H36V110H35ZM103 111H104V110H103ZM208 111H205V112L208 113ZM242 111H243V110H242ZM242 111H241V112H242ZM259 111H261V109H260ZM98 112H99V111H98ZM101 112H102V111H101ZM107 112H110V111H108V109H107ZM171 112H172V111H171ZM171 112H170L169 114H171ZM181 112H182V111H181ZM189 112H190V111H189ZM210 112H211V111H210ZM218 112H219V111H218ZM236 112H237V113H236ZM263 112H264V111H263ZM34 113H35V112H34ZM104 113L107 114L106 111H104ZM151 113H153V114H151ZM163 113H164V114H162L163 116H165V117L168 116L167 113H166V111H163ZM184 113H185V112L183 111V113L180 114V117H178V118L182 119V115H183V117H184V115H185ZM186 113H187V112H186ZM202 113H204V111H203ZM213 113H214V112H213ZM234 113H231V114H234ZM101 114H102V113H101ZM105 114H104V117H105ZM165 114H166V115H165ZM187 114H189V113H187ZM205 114H206V113L201 114V116H204ZM211 114H212V113H211ZM219 114H220V113L215 114V115H217V116L219 117ZM224 114H221V117H222ZM242 114H243V113H242ZM242 114H241L240 118L242 117ZM260 114H263V113H260ZM43 115H44V114H42V117H43ZM255 115H256V114H255ZM263 115H264V114H263ZM263 115H262V116H263ZM30 116H31V115H30ZM39 116H40V115H39ZM46 116H47V115H46ZM99 116H100V115H99ZM99 116H98V117H99ZM107 116H108V117H106L107 119H111V118H109V115H107ZM154 116L157 117V118L155 119ZM169 116H170V115H169ZM185 116H186L185 119H188V118H189V120H191L189 116H192V115H189V116L185 115ZM206 116H207V114L205 115V117H206ZM209 116H210V117H213V116H211V115H209ZM225 116H223L224 119H225ZM238 116H239V115H238ZM101 117H102V116H101ZM104 117H102V118H104ZM142 117H143V118H142ZM187 117H188V118H187ZM210 117H209V118H210ZM218 117H217V118H218ZM226 117H227V116H226ZM235 117H236V115H235ZM47 118H48V116H47ZM153 118H154V119H153ZM213 118H215V117H213ZM213 118H212V120H213ZM231 118H232V117H231ZM236 118H238V119L240 120L239 117H236ZM236 118H235V119H236ZM251 118H252V117H251ZM104 119H105V118H104ZM140 119H141V120H140ZM185 119H184V120H185ZM207 119H208V118H207ZM207 119H206L205 121H209V120H211V119H208V120H207ZM218 119H219V118H218ZM218 119H216V120H218ZM233 119H234V118H233ZM100 120H101V119H100ZM105 120H106V119H105ZM156 120H157L158 122H157ZM161 120H162V119H160V122H161ZM184 120H183V121H184ZM192 120H191V121H192ZM196 120L198 121V123L196 122ZM263 120H264V119H263ZM13 121H15V120H13ZM108 121H109V120H108ZM119 121H120V120H119ZM130 121H131V122H130ZM191 121H189V122H191ZM193 121H192V123H193ZM214 121H215V120H213L212 122L214 123ZM226 121H227V123L229 122V120H226ZM230 121H231V120H230ZM253 121H254V120H253ZM102 122H103V121H102ZM112 122H113V121H112ZM112 122H111V123H112ZM120 122H121V121H120ZM120 122H119V123H120ZM122 122H123V121H122ZM136 122H137V121H136ZM180 122H182V120H181ZM203 122H204V120H203ZM209 122H210V121H209ZM216 122H217V121H215V123H216ZM221 122H222V121H221ZM223 122H224V121H223ZM232 122H233V121H232ZM241 122H242V121H241ZM241 122H240V123H241ZM245 122H247V121H245ZM245 122H244V123H245ZM113 123H114V122H113ZM140 123H141V122H140ZM140 123H139V125H140ZM178 123H179V122H178ZM195 123H193V124H195ZM206 123H207V122H206ZM215 123H214V124H215ZM219 123H220V122H219ZM219 123H216V124L219 125ZM227 123H225V125H223V123H220V124L223 126V128H222V126H220L219 129L221 128V131H222V132H220V133H222L223 135H225V133H226L227 131L230 130V129H229V128H231L230 126H232V123H230V125H229V123H228V126H229V127H228V126L226 127V124H227ZM233 123H234V122H233ZM238 123H239V122H238ZM250 123H251V121H250ZM103 124H104V123H103ZM145 124H143V125H141V126H145L146 129H147V126H146ZM163 124H164V126H165V125H166V126L164 127ZM196 124H195V126H190V128H191V127H195V129L193 128V132H192V133H194V132L197 133V134L195 133V135H197V137H196L194 134H193L192 138H190L191 135L189 136V138H190L191 140H193V137H196V138L200 137L199 133H201V134H205V135L207 136L206 132L210 131V130H207V129L210 128L209 126H207V129H206L205 127H202L203 131H205V129L207 130L206 132L202 133V129H201V127H200V130H201V131L199 132V130L196 128V127L199 128V125H196ZM104 125H105V124H104ZM107 125H108V124H107ZM110 125H112V124H110ZM132 125L134 126L135 123L132 124ZM158 125H159V126L161 125V126L159 127ZM201 125H202V124H201ZM237 125H238V124H237ZM258 125H260V124L258 123ZM102 126H103V125H102ZM115 126H116V124H115ZM118 126H119V125H118ZM121 126H123V125H121ZM129 126H130V125H129ZM155 126H158V129L155 128ZM168 126H170V125H168ZM182 126H183V125H182ZM203 126H204V125H203ZM215 126H216V125H213V127H215ZM238 126H239V125H238ZM246 126H247V123H246ZM246 126H244V127H242V128H241V126H240V128H237V130H240V131L238 132V134L241 133L240 136L243 135L242 133H246V131H247V129L245 128ZM104 127H105V126H104ZM108 127H109V126H108ZM110 127H111V126H110ZM135 127H136V126H135ZM138 127H139V126H138ZM145 127H144V128H145ZM161 127H162V128H161ZM163 127H164L165 130H162L163 132L160 133V130L163 129ZM213 127H211V128H213ZM235 127H236V126H235ZM235 127H232L233 129H232V128H231V129H232L233 131H235V129H236ZM258 127H259V126H258ZM16 128H17V127H16ZM105 128H106V127H105ZM124 128H125V127H124ZM181 128H182V127H181ZM186 128H187V127H186ZM215 128H218V126H216ZM215 128H214V129H215ZM224 128H225V129H224ZM227 128H228V130H226ZM244 128H245V131L243 132L242 130H244ZM247 128L250 129L249 127H247ZM251 128H252V127H251ZM262 128H264V125H261V126H260V129H259V128H256V129L258 130V132H260V133H258V132L255 133V132H254V135H255V134H260V135H262V134H261V133H262L261 131L263 130ZM103 129H104V128H103ZM103 129H102V130H103ZM109 129H111V128H109ZM115 129H116V128H115ZM117 129H118V128H117ZM120 129H121V128H120ZM141 129H142V128H141ZM173 129H174V128H173ZM173 129H172V130H173ZM179 129H180V128H179ZM182 129L185 130L184 128H182ZM36 130H37V129H36ZM104 130H105V129H104ZM104 130H103V131H104ZM118 130H119V129H118ZM123 130H124V129H123ZM123 130H122V131H123ZM149 130H150V131H149ZM158 130H159V131H158ZM169 130H170V133H174V134H172L171 137H169V136L171 135V134H169ZM180 130H181V129H180ZM183 130H181V131L183 132ZM190 130H192V128H191ZM190 130H189V131H190ZM195 130H196V131H195ZM217 130H218V129H217ZM224 130H226V131L224 132ZM251 130H253V131H257V130H254V129H250V131H251ZM259 130H261V131H259ZM99 131H100V130H99ZM103 131H102V132H103ZM119 131H120V130H119ZM128 131H129V130H128ZM148 131H149V132H148ZM178 131H179V130H178ZM213 131H214L215 134H217V137H218L219 135H221V136L223 137V135L220 134V133L218 132L219 130L216 131V132H218V133H216L215 130H213ZM213 131H210V132L213 133ZM233 131H230V132L233 133ZM241 131H242V132H241ZM253 131H252V132H253ZM107 132H108V130H107ZM111 132H112V131H111ZM113 132H114V130H113ZM185 132H186L185 134L188 133L187 131H185ZM190 132H191V131H190ZM198 132H199V133H198ZM247 132H249V131H247ZM252 132H251V133H252ZM99 133H100V132H99ZM105 133H106V132H105ZM120 133H121V132H119L118 134H120ZM123 133H124V132H123ZM167 133H168V134H167ZM178 133H179V132H178ZM208 133H209V132H208ZM214 133H213V134H214ZM232 133H231V134L229 133V134L231 135V137H232V135H235V134H232ZM234 133H235V132H234ZM148 134H145V135H148ZM166 134H167V136H165ZM188 134H190V133H188ZM236 134H237V132H236ZM246 134H247V133H246ZM248 134H249V133H248ZM123 135H124V134H123ZM175 135H176V134H175ZM177 135L180 136L179 134H177ZM227 135H228V132L226 133V137H227ZM230 135H228V137H229ZM254 135H252V136L254 137ZM96 136H97V135H96ZM102 136H103V135H102ZM118 136H119V135H118ZM120 136H122V135H120ZM141 136H142V135H141ZM143 136H144V135H143ZM201 136H202V135H201ZM206 136H205V137H206ZM208 136L210 137V133L208 134ZM212 136H213V135H212ZM221 136H219L220 139H223V140H221V141L227 140V139H225L224 137L222 138ZM235 136H236V135H235ZM249 136H250V135H249ZM263 136H264V135H263ZM97 137H98V136H97ZM107 137H108V136H107ZM107 137L104 136L103 138H107ZM109 137H110V136H109ZM109 137H108V138H109ZM155 137H154V138H155ZM167 137H168V139H167ZM187 137H188V136H187ZM205 137L203 136L202 139H204ZM209 137H208V138H209ZM214 137H216V136H214ZM231 137H230V139H231ZM247 137H248V136H247ZM255 137H257V136H255ZM101 138H102V137H101ZM101 138L98 139V140L103 141V139H101ZM108 138H107V139H108ZM137 138H138V137H137ZM171 138H172V139H171ZM196 138H195V140H196ZM208 138H207V139H208ZM233 138H234V137H233ZM244 138H246V137L244 136ZM261 138H262V137H261ZM261 138H258V137H257V138H255V139H256V140L259 139V140H257V141H260ZM112 139H114L113 136H112ZM179 139H180V140H179ZM184 139H185V138H184ZM184 139H183L182 141H184ZM186 139H187V138H186ZM199 139H201V138H199ZM209 139H210V140H209ZM209 139H208V140L211 141V142H212V140H213L214 143H215L214 145L217 146V142H216L214 139H211V137H210ZM217 139H218V138H216V140H217ZM230 139H229V140H230ZM251 139H252V138H251ZM251 139H250V140H251ZM105 140H106V139H105ZM119 140H120V139H119ZM204 140H205V139H204ZM208 140H207L206 145L204 144V145L207 146V147H208V142H209ZM218 140H219V139H218ZM252 140H253L252 143H253L254 141L257 143L256 140H254V139H252ZM114 141H115V139H114ZM114 141H113V143H114ZM122 141H123V140H122ZM187 141H190V140H187ZM197 141H198V140H197ZM263 141H264V138H263ZM8 142H9V141H8ZM95 142H96V141H95ZM97 142H98V141H97ZM99 142H100V141H99ZM99 142H98V143H99ZM109 142H110V141H109ZM109 142H108V144H109ZM194 142H195V144H197L196 141H194ZM194 142H193V143H194ZM211 142L209 143V144H211V145H209L210 147H208V148H210V149H211L212 146H214L213 143H211ZM219 142H220V141H219ZM219 142H218V144H219ZM244 142H247V141L244 140ZM250 142H251V141H250ZM255 142H254V143H255ZM261 142H262V141H261ZM69 143H70V142H69ZM101 143H102V142H101ZM105 143H106V141H105ZM171 143H170V145H171ZM176 143H177V144H176ZM190 143H191V142H189V144H190ZM201 143H204V141L201 142ZM226 143H228V141H227ZM248 143H249V142H248ZM256 143L254 144V146L256 145ZM9 144H10V143H9ZM108 144L106 143V146H107ZM111 144H112V142H111ZM111 144H110V145H111ZM114 144H115V143H114ZM133 144H136V143H133ZM133 144H132V145H133ZM137 144H140V143H137ZM189 144H188V145H189ZM198 144H199V143H198ZM258 144H259V143H257V145H258ZM67 145H68V144H67ZM97 145H98V144H97ZM97 145H96V146H97ZM118 145H119V143H118ZM120 145H121V144H120ZM120 145H119V146H120ZM132 145L130 144V146H132ZM146 145H147V144H146ZM173 145H172V147H174ZM224 145H225V144H224ZM257 145H256L255 147H257ZM259 145H260V144H259ZM262 145H263V142H262ZM262 145H261V147H262ZM100 146H103V145H100ZM133 146H134V145H133ZM136 146H137V145H136ZM138 146H139V145H138ZM192 146H193V145H192ZM198 146H199V145H198ZM198 146H197V147H198ZM201 146H202V144H201ZM216 146H214V147H216ZM219 146H220V145H219ZM245 146H246V145H245ZM248 146H249V145H248ZM251 146H252V145H251ZM251 146H249V147H251ZM70 147H71V146H70ZM97 147H98V146H97ZM97 147H94V146H93V148H97ZM103 147H105V146H103ZM103 147L100 148V150L98 149L97 151H98V152L102 151V150H103ZM109 147L112 149V148H114L115 146L113 145V146H109ZM141 147H142V146H141ZM141 147H140V148H141ZM199 147H200V146H199ZM83 148H84V147H83ZM85 148H86V147H85ZM106 148H107V147H106ZM122 148H123V147H122V145H121V147H120L119 149H122ZM133 148H134V147H133ZM165 148H167V147H165ZM179 148H180V147H178V149H177V147H176V149H177V153H176V155H177V154L179 155V153H178V151L180 150ZM186 148L188 149L187 146H186ZM193 148H194V147H193ZM193 148H191V149H193ZM208 148H207V149H208ZM212 148H213V147H212ZM247 148H248V147H247ZM253 148H254V147H253ZM258 148H260V147L255 148V150H257ZM117 149H118V148H117ZM119 149H118V150H119ZM174 149H175V147H174ZM174 149L172 148V150H174ZM176 149H175V150H176ZM195 149H196V148H195ZM197 149H198V148H197ZM204 149H205V148H204ZM204 149H199V150H195V151H194L195 154H196V156H197V158L200 159L202 156L204 157V153H207V152H208L207 149H206L207 152H205ZM261 149L264 150L263 147H262ZM261 149H260V150H261ZM68 150H70V149H68ZM68 150H67V151H68ZM71 150H72V149H71ZM95 150H96V149H95ZM107 150H108V149H107ZM109 150H110V149H109ZM134 150H135V149H134ZM134 150H132V151H134ZM141 150H139V151H141ZM188 150L190 151V149H188ZM214 150H215V149H213V152H214ZM216 150H217V149H216ZM220 150H222V149H220ZM223 150H224V149H223ZM248 150H249V149H248ZM258 150H259V149H258ZM93 151H94V150H93ZM104 151H106L105 148H104ZM104 151H103V152H104ZM113 151H114V150H113ZM123 151H125V150H123ZM135 151H136V150H135ZM169 151H171V150H169ZM189 151H188V152H189ZM192 151H193V150H191V152H192ZM209 151H210V150H209ZM250 151H251V150H250ZM250 151H249V152H250ZM58 152H59V151H58ZM110 152H111V151H110ZM114 152H115V151H114ZM127 152H128V151H127ZM127 152H126V153H127ZM136 152H137V151H136ZM179 152H181V151H179ZM194 152H192L193 157H195V156H194L195 154H193ZM216 152H217V151H216ZM246 152H247V149H246ZM252 152H253V151H252ZM259 152H260V151H259ZM84 153H85V152H84ZM123 153H125V152H123ZM128 153H131V151H129ZM128 153H127V154H128ZM139 153H140V152H139ZM172 153H173V152H172ZM208 153H210V152H208ZM255 153H256V152H255ZM101 154H102V152H101ZM104 154H105V153H104ZM113 154H114V153H113ZM113 154H112V155H113ZM117 154H118V153H117ZM131 154H132V153H131ZM131 154H130V155H131ZM137 154H138V153H137ZM143 154H142V155H143ZM155 154H156V156H155ZM157 154H158V155H157ZM166 154H167L168 156H166ZM180 154H181V153H180ZM190 154H191V153H190ZM253 154H254V153H253ZM258 154H259V153H258ZM262 154H263V153L261 152V156H260V158L262 157L263 159H262V158L260 159L259 157H255V156H254L255 158H257V161H255L256 159H254V157H253V158H250V157H249L251 160H253V161H251V162H252V163L254 162V163H253V164H255L254 166H257V164H259L257 167H255V168H257L256 171L259 170V166H260V164H261L260 162H261L262 160H264V154H263V155H262ZM98 155H99V154H98ZM119 155H122V154L119 153ZM123 155H124V154H123ZM125 155H126V154H125ZM130 155H129V156H130ZM150 155H149V156H150ZM173 155H174V154H173ZM178 155H177L176 158H178ZM245 155H246V154H245ZM255 155H256V154H255ZM117 156H118V155H117ZM117 156H116L115 158H118ZM131 156H133V158L135 157L134 155H131ZM137 156H139V155H136V158H137ZM180 156H181V155H180ZM180 156H179V157H180ZM229 156H230V155H229ZM249 156H251V155H249ZM258 156H259V155H258ZM121 157H122V156H121ZM126 157H127V156H126ZM152 157H151V159H153ZM174 157H175V156H174ZM205 157H206V155H205ZM205 157H204V159H205ZM208 157H210V156L208 155ZM212 157H213V156H212ZM115 158H114V159H115ZM136 158H135V159H136ZM159 158L162 159L161 157H159ZM172 158H173V156H172ZM176 158H175V160H176ZM181 158H183V156H181V157L178 158V159L180 160ZM220 158H221V157H219V159H220ZM222 158H223V157H222ZM249 158H248V159H249ZM49 159H50V158H49ZM137 159H140V158H137ZM137 159H136V160H137ZM141 159H143V158H141ZM202 159H203V158H202ZM202 159H201V161L199 160L200 163H199L198 160H197L198 164L202 165V164H201ZM211 159H212V158H211ZM214 159H215L216 162H218L217 160H219V159H217L216 157H214ZM246 159H247V158H246ZM246 159H245V160H246ZM259 159H260L261 161H260ZM146 160H145V161H146ZM157 160H159V159H157ZM164 160H165V159H164ZM192 160H193V163H194V160H195V159L192 158ZM192 160H191V161H192ZM207 160H208V158H207ZM207 160H206V162H207ZM258 160H259V161H258ZM108 161H109V160H108ZM117 161H118V160H117ZM137 161H138L139 163H141L139 160H137ZM137 161H136V162H137ZM149 161H150V160H149ZM152 161H153V160H152ZM152 161H151L150 163H152ZM154 161L157 162L156 160H154ZM154 161H153V163H155ZM162 161H163V160H162ZM165 161H166V160H165ZM172 161H173V160H172ZM203 161H204V160H203ZM209 161H210V162L212 161L211 165H208V164L205 163L206 165H208V167H209V166H212L214 160H213V159H212V160L209 159L208 162H209ZM220 161H221V160H220ZM227 161H228V160H227ZM235 161H236V160H235ZM243 161H244V160H243ZM136 162H135V163H136ZM138 162H137V163H138ZM160 162H161V161L159 160V163H160ZM174 162H176V161H174ZM177 162L179 163L178 160H177ZM216 162L214 163L215 165L217 164ZM231 162H232V161H231ZM247 162H248V163H247ZM247 162H246L247 164H250V165L247 166V167L249 168V167L252 165V163L250 162V160L247 161ZM256 162H259V163L256 164ZM263 162H264V161H262V163H263ZM95 163H96V162H95ZM137 163H136V164H137ZM150 163H149V166H150ZM157 163H158V162H157ZM157 163H155V166H156V167H157V166L161 167V169H162L163 171L167 170V169H164V168H163L164 164L160 163V165H159V164L157 165ZM220 163H221V162H220ZM233 163H235V162L233 161ZM238 163H239V162L236 161V164H237V165H238ZM244 163H245V162H243L241 165L243 166ZM133 164H134V163H133ZM141 164H142V163H141ZM161 164H162L163 166H161ZM169 164H170V163H169ZM169 164H168V165H169ZM194 164H195V163H194ZM221 164H222V163H221ZM228 164L230 165L231 163H228ZM142 165H143V164H142ZM151 165H153V164H151ZM195 165H197V164H195ZM215 165H213L212 167H209V169H208V168L206 169V168L204 167V166H205V165H204L203 167H201L202 169L200 170V172H202V170H204L203 172H205V173L208 174V173L210 172V171L208 172V170H210L211 168H214ZM232 165H234V166H235L234 168L237 169V167H236L235 164H232ZM232 165H231V166H232ZM245 165H246V164H245ZM245 165H244V167H245ZM262 165H264V163H263ZM262 165H261V166H262ZM155 166H154V167H155ZM172 166H174V164H172ZM193 166H194V165H193ZM217 166H218V165H217ZM217 166H216V167H217ZM238 166H240V165H238ZM252 166H253V165H252ZM261 166H260V168H261ZM136 167H137V166H136ZM136 167H135V168H136ZM141 167H143V166H141ZM145 167H146V166H145ZM159 167H157V168H155V169H158ZM164 167H166V166H164ZM167 167H168V166H167ZM263 167H264V166H263ZM263 167H262V168H263ZM148 168H149V171H150V169H151L152 167H151V168L148 167ZM169 168H170V167H169ZM173 168H174V167H173ZM173 168H172V169H173ZM177 168H178V167H177ZM177 168H176V169H177ZM190 168H191V167H190ZM198 168H199V167H197V169H198ZM221 168H222V166H221ZM234 168H233V169H234ZM255 168H254V169H255ZM139 169H140V168H139ZM152 169H153V168H152ZM159 169H160V168H159ZM172 169H171V170H172ZM176 169H175V170H176ZM197 169H195V170L197 171ZM216 169H217V168H216ZM216 169L214 168V170H216ZM218 169H219V171H221V170H220V166H218ZM218 169H217V170H218ZM230 169L232 170L231 167H230ZM236 169L233 170L232 172L236 171ZM238 169H239V167H238ZM241 169H242V168H241ZM245 169H247V168H245ZM245 169L243 168L242 170L245 172ZM8 170H9V169H8ZM136 170H137V169H136ZM143 170H144V169H143ZM173 170H174V169H173ZM173 170H172V171H173ZM178 170H179V169H178ZM180 170H182V168H181ZM183 170H184V169H183ZM191 170H192V169H191ZM193 170H194V169H193ZM198 170H199V169H198ZM205 170H207V171H205ZM227 170H228V169H227ZM231 170H230V173H231ZM242 170H241V172H242ZM262 170H264V168H263ZM262 170H261V171H262ZM17 171H18V170H17ZM151 171H154V170H151ZM169 171H170V170H169ZM169 171L167 170V172H169ZM212 171H213V170H211V172H210L211 174L209 173L208 175H207V174L203 175V172H202V173H201L202 176H200V177H201V178H200V183L202 182V185L200 184L199 186L204 187V185H207L208 188L206 189V190H207L206 192H208V190H210V189H212V188L214 189V188H215V183H216L215 181L218 180V179H216V180L213 179V177L215 178V176H216V175L213 176L214 173L216 174V171H215V172L213 171L214 173H213ZM219 171H217V172H219ZM223 171H224V170H223ZM228 171H229V170H228ZM237 171H238V170H237ZM237 171H236V173H237ZM248 171H249V173H248ZM83 172H84V170H83ZM86 172H87V171H86ZM134 172H135V171H134ZM136 172H137V171H136ZM142 172H143V171H142ZM144 172H145V171H144ZM144 172L142 173V175L144 174ZM154 172H155V171H154ZM154 172H153V173H154ZM159 172H160V175H159V173H158L157 170H156V174H158V176H161V173H163V172H161L160 170H159ZM167 172H164V173L168 174L169 176H167V177L170 178V174H169L170 172H169V173H167ZM188 172H190V173H188ZM238 172H240V171H238ZM259 172H260V171H259ZM127 173H129V172H127ZM138 173H139V172H138ZM147 173H148V172H147ZM175 173H176V172H175ZM175 173H174V174H175ZM197 173L199 174V171L196 172V174H197ZM230 173H229V174H230ZM236 173H235V175H237ZM247 173L251 175V173H250V168L247 170ZM260 173H261V172H260ZM49 174H50V173H49ZM149 174H150V173H149ZM156 174H154V175L156 176V179H157L158 176H157ZM174 174H173V175H174ZM186 174H190V175H191V171H187ZM212 174H213V175H212ZM223 174H224V173H223ZM231 174L233 175V173H231ZM239 174H240V173H239ZM242 174H243V173H242ZM244 174H246V173H244ZM248 174H247V175H248ZM257 174H259V173H257ZM262 174H263V172H262ZM262 174H261V175H262ZM59 175H60V174H59ZM142 175H141V176H142ZM145 175H146L145 178H147L148 174H145ZM154 175L152 174V177H154ZM162 175H163V174H162ZM173 175H172V172H171V176H172V177H174ZM176 175H177V174H176ZM232 175H231V176H232ZM132 176H133V174H132ZM134 176H135V175H134ZM141 176H140V177H141ZM192 176H194V175H192ZM217 176H218V175H217ZM217 176H216V178H217ZM219 176H220V175H219ZM231 176H230V177L228 176L229 178L227 177L226 179L224 178V179L226 180L225 183L221 182V183L224 184V187H227V186L229 185V184H227V181H228V183H230L231 185H235V186H236V184H238V183H236V184L234 183V184H233V182L238 181V180H237V178H235L234 176H233V177H234L236 180H235L234 178H232ZM237 176H238V178L242 177V175H237ZM82 177H83V176H82ZM150 177H151V175H150ZM150 177H148V178H150ZM225 177H226V176H225ZM245 177H246V176L243 175L242 178L245 179ZM247 177H248V176H247ZM254 177H260V175H259V176H254ZM262 177H263V178H262ZM70 178H71V177H70ZM164 178H165V176H164ZM164 178H159V180L162 179V181H163ZM248 178H249V177H248ZM248 178H247V179H248ZM261 178L264 179V175H262ZM261 178H258V179H259L260 181H262ZM150 179H152V178H150ZM150 179H148V183H149V180H150ZM153 179H154V178H153ZM156 179H155V180H156ZM165 179H166V178H165ZM183 179H184V178H183ZM219 179H220V178H219ZM224 179H223V181H224ZM233 179H234V180H233ZM247 179H245V181H247ZM41 180H42V179H41ZM144 180H145V179H144ZM157 180H158V179H157ZM159 180H158V181H159ZM167 180H169V179L167 178ZM167 180H166V181H167ZM171 180H172V179H171ZM189 180H190V179H189ZM193 180H194V177H193ZM230 180H232L233 182L231 183ZM240 180H242V179L240 178ZM252 180H253L252 182H254V180L257 181L255 178H253ZM62 181H63V180H62ZM146 181H147V179H146ZM146 181H144V182H146ZM153 181H154V180H152V182H153ZM196 181H197V180H195V183H196ZM229 181H230V182H229ZM248 181H249V180H248ZM150 182H151V181H150ZM154 182L156 183V181H154ZM160 182H161V180H160ZM167 182H168V181H167ZM167 182H165V184H166ZM198 182H199V180H198ZM211 182H212V183H211ZM213 182H214V183H213ZM250 182H251V180H250ZM250 182H249V183H250ZM252 182H251V183H252ZM258 182H259V181H258ZM89 183H90V182H89ZM146 183H147V182H146ZM168 183H169V182H168ZM168 183H167V184H168ZM247 183H248V182H247ZM261 183H263V182H261ZM153 184H154V183H153ZM161 184H162V182H161ZM161 184H160V185H161ZM191 184H192V185H195V184L192 183V182H191ZM198 184H199V183H198ZM217 184H219V183L217 182ZM252 184H254V183H252ZM255 184H256V183H255ZM257 184H258V183H257ZM257 184H256V186H257ZM142 185H143V184H142ZM145 185H146V184H145ZM149 185H150V183H149ZM169 185H171V184H169ZM196 185H197V183H196ZM196 185H195V186H196ZM226 185H227V186H226ZM231 185H230V186H231ZM154 186H157V185H154ZM177 186H178V185H177ZM195 186H194V187H195ZM235 186H234V188H235ZM237 186H238V185H237ZM249 186H250V185H249ZM261 186H262V185H261ZM18 187H19V186H18ZM142 187H143V186H142ZM150 187H152V186L150 185ZM157 187H158V186H157ZM173 187H174V186H173ZM228 187H229V186H228ZM257 187H258V186H257ZM259 187H260V186H259ZM155 188H156V187H155ZM180 188H181V187H180ZM180 188H179V189H180ZM216 188H217V187H216ZM216 188H215V190H216ZM231 188H233V186H232ZM234 188H233V189H234ZM249 188H251V186H250ZM253 188H254V187H253ZM166 189H167V188H166ZM182 189H183V188H182ZM182 189H181V191H183ZM195 189H196V188H195ZM200 189L203 190L202 188H200ZM217 189H218V188H217ZM221 189H222V188H221ZM225 189H227V188H225ZM235 189H236V188H235ZM262 189H263V188H262ZM152 190H153V189H152ZM155 190H156V189H155ZM170 190H172V189H170ZM196 190L199 191V189H196ZM215 190H214V193H215ZM222 190H224V189H222ZM256 190H257V189H256ZM172 191H173V190H172ZM184 191H185V190H184ZM198 191H197V193H198ZM226 191H228V189H227ZM230 191H231V190H230ZM239 191H240V190H239ZM252 191H253V190H252ZM260 191H261V190H260ZM156 192H157V191H156ZM185 192H186V191H185ZM210 192H211V191H210ZM224 192H225V191H224ZM228 192H229V191H228ZM162 193H163V192H162ZM171 193H172V192H171ZM188 193H190V192H188ZM195 193H196V192H195ZM202 193H203V192H202ZM222 193H223V192H222ZM251 193H252V192H251ZM175 194H176V193H175ZM181 194H182V193H181ZM181 194H180L179 196H181ZM239 194H240V193H239ZM45 195H46V194H45ZM195 195H196V194H195ZM195 195H194V196H195ZM205 195H206V193H205ZM243 195H244V194H243ZM245 195H246V194H245ZM175 196H177V195H175ZM210 196H213V194L210 195ZM162 197H163V196H162ZM165 197H166V199L168 200V198H167L166 195H165ZM185 197H186V195H185ZM195 198H196V197H195ZM32 199H33V198H32ZM178 201H179V199H178ZM197 201H198V200H197ZM185 205H186V204H185ZM193 205H194V204H193ZM206 205H207V204H206ZM149 206H151V205H149ZM197 206H198V205H197ZM147 209H148V208H147ZM182 209H183V208H182ZM197 209H198V208H197ZM211 209H212V208H211ZM149 213H150V212H149ZM186 215H187V214H186ZM188 216H189V215H188ZM185 217H187V216H185ZM163 218H164V217H163ZM168 222H169V221H168ZM199 223H200V222H199ZM168 225H169V224H168ZM186 225H187V224H186ZM195 225H196V224H195ZM200 225H201V224H200ZM178 226H179V225H178ZM197 227H200V226H197ZM174 230H175V229H174ZM182 231H183V230H182ZM170 232H171V230H170ZM170 232H169V234H170ZM173 233H174V232H173ZM174 236H175V235H174ZM18 237H19V236H18ZM67 241H68V240H67ZM56 242H57V241H56ZM53 243H54V242H53ZM179 243H180V242H179ZM49 244H50V243H49ZM181 245H182V244H181ZM181 247H182V246H181ZM82 248H83V247H82ZM160 252H161V251H160ZM160 254H161V253H160ZM28 255H29V254H28ZM161 259H162V258H161ZM20 260H21V259H20ZM2 261H3V260H2Z\"/></svg>", "mask_w": 264, "mask_h": 264}]
</instances>
